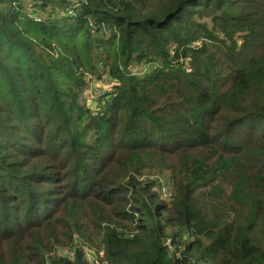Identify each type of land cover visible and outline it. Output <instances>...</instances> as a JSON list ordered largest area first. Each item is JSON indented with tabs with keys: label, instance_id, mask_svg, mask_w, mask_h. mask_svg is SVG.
Wrapping results in <instances>:
<instances>
[{
	"label": "trees",
	"instance_id": "16d2710c",
	"mask_svg": "<svg viewBox=\"0 0 264 264\" xmlns=\"http://www.w3.org/2000/svg\"><path fill=\"white\" fill-rule=\"evenodd\" d=\"M25 1L0 0V264H264V0Z\"/></svg>",
	"mask_w": 264,
	"mask_h": 264
},
{
	"label": "rangeland",
	"instance_id": "374dc122",
	"mask_svg": "<svg viewBox=\"0 0 264 264\" xmlns=\"http://www.w3.org/2000/svg\"><path fill=\"white\" fill-rule=\"evenodd\" d=\"M59 1V0H55ZM69 2H74L76 5H80L79 3H76L75 1L78 0H68ZM24 3H26V9L29 8V3H33V0H26ZM74 6V5H72ZM71 6V7H72ZM29 13H31L29 11ZM38 16H41L40 14H32L31 17L37 18ZM207 21H210L208 19ZM245 40V39H244ZM156 65H152L151 63L147 61L142 62H133V64L127 68L132 75H138L143 76L145 75L151 68H154ZM189 67V65H187ZM86 88L81 92L80 94V102L90 108L91 112L94 115H98L101 113V110L103 109V102H108L114 96L115 94V86L120 85V81L117 80L114 76H112L109 72L106 71H100L97 74H86ZM97 108H99L97 110ZM1 117V115H0ZM8 125V124H7ZM1 140V139H0ZM2 141L5 143V148H8V145L12 144V138L8 139V136H4L2 138ZM17 142L16 144H18ZM4 147L2 151L4 150ZM9 149V148H8ZM8 149L6 150L8 152ZM16 159V158H12ZM161 181L164 184V187L161 189V193L165 199H167L170 196V193H172V183L171 181L166 177H161ZM24 210V209H22ZM67 253L68 250H65ZM88 254V258L90 259L91 263L98 264L95 259H97V256L95 258V255H92V252L87 248L86 250ZM100 256H102V253H100Z\"/></svg>",
	"mask_w": 264,
	"mask_h": 264
}]
</instances>
